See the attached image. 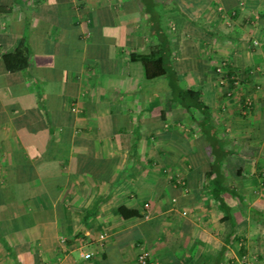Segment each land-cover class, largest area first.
Returning a JSON list of instances; mask_svg holds the SVG:
<instances>
[{
	"label": "crops",
	"instance_id": "obj_1",
	"mask_svg": "<svg viewBox=\"0 0 264 264\" xmlns=\"http://www.w3.org/2000/svg\"><path fill=\"white\" fill-rule=\"evenodd\" d=\"M1 1L0 264H264V0ZM177 86L202 92L222 139L230 219Z\"/></svg>",
	"mask_w": 264,
	"mask_h": 264
},
{
	"label": "trees",
	"instance_id": "obj_2",
	"mask_svg": "<svg viewBox=\"0 0 264 264\" xmlns=\"http://www.w3.org/2000/svg\"><path fill=\"white\" fill-rule=\"evenodd\" d=\"M9 4L4 3L0 0V12L8 11ZM149 7L150 5L146 3ZM146 6V9L148 8ZM24 37V35H22ZM24 41L20 40L17 46L13 50H8L2 53V59L4 61L5 68L10 71H17L27 66L28 57L25 54ZM145 73L147 77H154L162 73L167 72V66L164 61V57H158L156 59H145L144 60ZM235 86V85H234ZM178 98L185 105L186 109L189 110L191 107L197 109L201 114L202 118L199 120V125L201 128V133L204 135V153L206 157L211 161V169L206 172L205 175L208 177L209 182L205 184L207 187L205 193L210 195L213 203L218 205V207L224 210L226 213L223 219H230L228 213L229 206L227 205L223 192L229 191L226 186H224L222 180V172L219 168L220 159L226 155V151L218 149V145L222 143V139L217 133V129L213 124L211 119V114L207 105L204 103V97L200 90L193 88H179L177 86ZM233 89V88H232ZM175 89H171L174 91ZM234 93V91H232ZM244 97L241 101V109L246 113L250 106L244 105ZM231 192V190H230ZM233 193V192H232ZM116 212L123 218L131 216H139L140 212L136 208H131L125 204H120L115 208ZM88 258V257H87ZM210 264H219V261L215 258Z\"/></svg>",
	"mask_w": 264,
	"mask_h": 264
},
{
	"label": "built area",
	"instance_id": "obj_3",
	"mask_svg": "<svg viewBox=\"0 0 264 264\" xmlns=\"http://www.w3.org/2000/svg\"><path fill=\"white\" fill-rule=\"evenodd\" d=\"M215 71L220 75L219 80H220L221 84L227 83V77L233 78V76L230 74V72L228 71V69L226 67V62H224V61L221 62L218 66H216ZM234 82H236V81L234 80ZM231 90H232L231 88H228V93H230ZM252 103H253V98H251V97L245 98L244 105L250 106ZM262 108L264 109V105H262ZM83 255L85 257H89L91 255V253L85 252ZM147 255H148L147 251L140 252L138 254V257H137L138 262L140 264H146L148 261ZM243 263L244 264H252V261L246 259L243 261Z\"/></svg>",
	"mask_w": 264,
	"mask_h": 264
},
{
	"label": "bare ground",
	"instance_id": "obj_4",
	"mask_svg": "<svg viewBox=\"0 0 264 264\" xmlns=\"http://www.w3.org/2000/svg\"><path fill=\"white\" fill-rule=\"evenodd\" d=\"M255 43H257V41H255ZM226 65H227V64H226ZM87 252H88V251H87ZM84 253H85V252H84ZM84 253H83V254H84ZM90 253H91V252H90ZM91 255H92V253H91ZM91 255H90V256H91ZM83 256H84V255H83ZM90 256H89V257H90ZM147 256H148V255H147ZM84 257H85V256H84ZM85 258H87V257H85ZM148 262H149V258H148L147 263H148ZM147 263H146V264H147Z\"/></svg>",
	"mask_w": 264,
	"mask_h": 264
},
{
	"label": "rangeland",
	"instance_id": "obj_5",
	"mask_svg": "<svg viewBox=\"0 0 264 264\" xmlns=\"http://www.w3.org/2000/svg\"><path fill=\"white\" fill-rule=\"evenodd\" d=\"M239 261H240V263L242 264V262H241V261H242L241 258H239ZM240 263L238 262L237 264H240Z\"/></svg>",
	"mask_w": 264,
	"mask_h": 264
}]
</instances>
